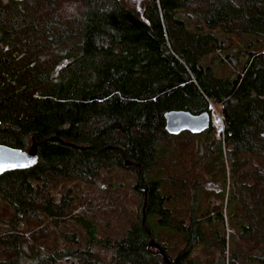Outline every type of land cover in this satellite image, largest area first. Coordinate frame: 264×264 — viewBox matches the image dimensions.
<instances>
[{"label": "trees", "instance_id": "obj_1", "mask_svg": "<svg viewBox=\"0 0 264 264\" xmlns=\"http://www.w3.org/2000/svg\"><path fill=\"white\" fill-rule=\"evenodd\" d=\"M220 65L232 73L216 75ZM213 107L219 138L209 123L192 140L208 139L211 176L227 185L230 177L231 186L221 190L216 210L184 223L171 216L162 178L148 173L159 172L162 141L175 136L164 131L163 113ZM52 136L75 147L48 141ZM31 141L36 163L0 174V202L11 209L0 217V264H100L93 245L110 250L107 264H164L147 245L148 238L158 243L161 229L182 238L172 258L158 243L170 263L194 264L189 254L205 225L218 241L212 264H264V0H0V144L26 150ZM117 168L134 169L131 189L141 204L123 236L110 240L96 236L91 219L65 215L73 188L58 197L49 188L61 180L91 184ZM43 217L52 226L72 218L85 231V246L69 233L50 250L34 248ZM224 218L242 242L252 238L260 248L226 255ZM24 220L40 231L24 236Z\"/></svg>", "mask_w": 264, "mask_h": 264}, {"label": "rangeland", "instance_id": "obj_2", "mask_svg": "<svg viewBox=\"0 0 264 264\" xmlns=\"http://www.w3.org/2000/svg\"><path fill=\"white\" fill-rule=\"evenodd\" d=\"M126 3L133 5L135 0H124ZM139 3V2H138ZM190 20V27L195 24V19L192 16ZM201 24V23H200ZM215 32H218L215 29ZM231 45H237L238 48L242 46V41L236 36H232L230 40ZM263 42L260 43L262 46ZM212 55L208 56V61ZM214 73L218 76H226L232 73V69L226 65L216 66ZM217 107L211 109V114L215 115V121L211 119L213 129V137L219 138L220 135V115ZM192 135L189 132L182 131L179 134L168 137L162 141L164 146L163 156L159 158L158 171L153 172L150 169L148 176H157L162 178L163 190L168 194L169 201L167 206L173 219L182 220L184 223L190 216L197 218L201 217L206 212L210 213L216 210L220 201V196L223 193L221 190L229 184L221 182L214 176H211L213 169L208 167V139L201 137L192 140ZM202 135V134H201ZM28 147V146H27ZM213 149L218 146L212 144ZM253 162L256 160L251 159ZM217 174V170L214 171ZM154 173V174H152ZM135 171L133 168L128 169H114L111 172H101L94 183L91 184H76L74 181H63L50 186L49 192L55 197L62 188H73L75 190L76 199L72 206V210L66 211L65 215L70 212L72 214H80L85 218L92 220L95 224V234L100 238H109L114 240L123 236L126 228L136 219L137 206L141 203L139 196L135 195L131 186L135 182ZM11 214V209L5 203L0 202V217L7 218ZM225 219V218H224ZM228 220V219H227ZM225 219L223 225L222 235L225 239L224 253L227 255L229 251L238 248L242 252L247 251L248 247L260 248V244L255 242L252 238L242 242L238 238L234 227ZM214 222V221H213ZM46 219L41 220V228L45 230L40 235L36 233L34 248H42L50 250L59 241L60 234L74 233L78 240L76 246L83 248L85 246L86 234L81 225L76 223L72 218L62 219L57 222L55 226L48 225ZM21 225L22 234L27 236L26 230L32 232L40 231V227L31 221L24 220ZM217 229V225H213ZM211 227L205 225L203 228V241L193 246L189 254L190 261L194 264H212L217 257L218 241L211 236ZM180 235V234H179ZM169 232L167 229H161L155 232V240L163 245L166 254L169 257H174L182 246L181 235ZM65 239V238H64ZM28 240V239H27ZM29 241V240H28ZM73 246V245H68ZM262 247L264 245H261ZM258 247V248H257ZM0 246V260H5L6 255L1 252ZM264 248V247H263ZM100 257V264H107L111 260L110 250H97L95 246L91 247ZM56 264H79L75 258H62Z\"/></svg>", "mask_w": 264, "mask_h": 264}, {"label": "water", "instance_id": "obj_3", "mask_svg": "<svg viewBox=\"0 0 264 264\" xmlns=\"http://www.w3.org/2000/svg\"><path fill=\"white\" fill-rule=\"evenodd\" d=\"M164 119V131L169 135H177L182 131H187L191 134H198L206 130L209 123L215 119V115L202 111L197 114H192L186 110H169L163 113ZM48 141H56L58 143L66 144L70 147H75L70 143L63 142L62 140L52 136L48 138ZM82 149V147H78ZM37 161V147L34 141H31L26 150L9 147L0 144V174L5 171L27 169L33 166ZM124 166L129 165L128 160L123 161ZM145 194V190H143ZM144 206L145 198H143L141 206V221L144 219ZM148 233V232H147ZM147 245L153 247L155 252L161 257L164 264H171L167 258L164 250L158 243L153 241L152 238H148Z\"/></svg>", "mask_w": 264, "mask_h": 264}, {"label": "snow or ice", "instance_id": "obj_4", "mask_svg": "<svg viewBox=\"0 0 264 264\" xmlns=\"http://www.w3.org/2000/svg\"><path fill=\"white\" fill-rule=\"evenodd\" d=\"M0 170H2V169H0Z\"/></svg>", "mask_w": 264, "mask_h": 264}]
</instances>
